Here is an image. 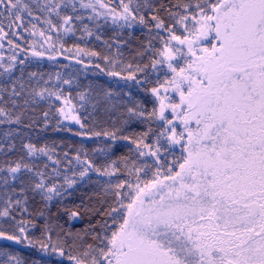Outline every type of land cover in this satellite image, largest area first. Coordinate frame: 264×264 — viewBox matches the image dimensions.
<instances>
[{"label": "snow or ice", "instance_id": "obj_1", "mask_svg": "<svg viewBox=\"0 0 264 264\" xmlns=\"http://www.w3.org/2000/svg\"><path fill=\"white\" fill-rule=\"evenodd\" d=\"M89 9L90 15L81 11ZM98 18L119 28L147 29L148 42L138 54L149 63L136 66L144 81L125 77L147 83L149 70L155 77L151 111L129 107L123 121L146 123L142 133L125 135L115 127L88 131L70 93L58 86L72 81L59 74L56 84L49 77L43 86L36 72L28 74L35 86L23 74L12 79L29 51L13 38L26 33L34 38L25 41L31 57L55 60L65 51L63 36L76 34V21L83 39L94 35L84 21L99 27ZM5 43L11 55L0 54V76L8 78L0 84V125L32 127L34 106L42 100L51 105L54 98L62 102L55 130L72 132L60 128L69 120L83 130L74 135L111 142L97 151L110 153L124 140L135 154L105 155L97 163L81 147L72 157L64 152L61 160L47 144L22 141L24 155L0 165V220L11 227L0 228V240L51 249L70 264H264V0H118V8L103 0H0V49ZM50 110L42 113L45 128ZM18 129L4 133L8 139L0 153L16 150L11 138L20 135ZM41 157L52 167L37 165ZM70 169L76 170L67 175ZM92 174L104 178L95 181L103 197L99 203L65 205L69 190ZM65 216L67 221L86 216L88 223L73 231L61 223ZM38 222L42 238H30ZM0 264L24 260L0 252Z\"/></svg>", "mask_w": 264, "mask_h": 264}, {"label": "trees", "instance_id": "obj_2", "mask_svg": "<svg viewBox=\"0 0 264 264\" xmlns=\"http://www.w3.org/2000/svg\"><path fill=\"white\" fill-rule=\"evenodd\" d=\"M87 2V0H86ZM104 3L109 4V7L118 8V0H103ZM156 2V0H153ZM99 8V6H97ZM84 15H90L91 10H81ZM103 12L105 9H99ZM55 19V18H54ZM99 19V27L95 22L85 20L90 28L93 29L94 35L92 37L81 38L84 35L81 28L80 21H76L77 31L75 35H66L62 38L65 51L57 55L55 60L44 58L31 57L29 43L33 37H29L26 33L22 32L23 39H15V42L20 44L21 47L29 49L27 55L28 60L24 65L17 64V68L13 73L12 79L20 77L23 74V79L33 86L36 85L35 80H29V73L36 72L43 76L40 81L43 86L44 81L49 77L52 78V83L56 84V75L59 74L61 80L70 79L71 85L59 84L58 86L64 89V94L70 93L69 99L72 104L76 105V109L83 120L88 126V131L101 130L104 128H122L125 135H132L133 133H142L147 130V124L138 119H133L127 124L123 121L127 119V108L143 106L144 110L150 112L154 106V98L152 97L149 88L154 84L155 77L151 71H148L149 82L137 83V80L144 81L145 73L137 72L136 66L141 67L149 63L147 55L141 56L138 53L143 51L144 46L148 42L147 29L136 25L132 28H119L112 24L111 20L107 23L103 18ZM58 22V21H57ZM43 27V25H41ZM100 36L97 40L96 35ZM55 35V34H54ZM28 41L29 43H25ZM155 43V42H154ZM111 45V47H109ZM84 49L87 51L97 52L99 56H89L84 54H77L76 48ZM43 49H41L42 51ZM57 51L59 45H57ZM5 59L11 55L9 46L5 43L4 49H0ZM23 53L21 58H23ZM65 57H68L65 59ZM104 57H108L105 60ZM81 61L78 63L77 61ZM96 65H99L97 67ZM128 65H132L131 68ZM115 71L118 75H109L110 72ZM3 72V69H0ZM129 74H134L137 80L125 79ZM7 76H0V84H7ZM38 79V78H37ZM86 94V99L81 101L79 99L81 94ZM107 93H111L107 96ZM83 104V107H81ZM95 105V107L93 106ZM62 106L61 101L52 99L51 105L48 101L42 100L35 105L36 122L32 127L19 128L17 125H0V146L6 147L5 132H11L18 129L19 136L12 137L15 140L16 150L13 152L0 153V165L6 164L9 160H17L24 153L21 151V142H32L39 146L47 144L49 147L55 149L59 154V158L63 160V153L68 152L69 156H74L77 151L83 147L88 153V157L97 163L104 162L105 155L110 156L112 159L135 154L134 145L128 141L119 140L111 147L110 153H102L98 149L107 148L111 142L105 137H92L91 139L74 135V132L83 131L79 125L69 120H63L60 125L61 129L71 128L73 131L55 130V125L58 120H62L56 109ZM50 110V123L47 128L43 125L42 113L43 111ZM155 127V125H153ZM130 150L132 152L130 153ZM56 158V157H54ZM83 158V156H82ZM143 159H148L147 157ZM26 162H31L26 160ZM35 163L40 165L48 163L50 168L51 162L45 157L36 160ZM67 167V165H64ZM49 168V170H50ZM70 169L67 175H71ZM4 175L0 173V176ZM97 179L103 180L104 178L97 177L92 174L90 178H85L76 184L73 189L69 190L64 204L69 207H76L77 205H92L98 204L103 198L100 187L95 183ZM115 179V178H113ZM3 189L0 188V191ZM65 228H72L73 231H79L86 227L88 221L87 217H83L77 221H67V217L61 221ZM0 228L11 230L10 225L5 224L0 220ZM33 232L35 236L33 237ZM42 222L37 223V227L28 233L30 238H42ZM55 240V237H53ZM0 252H8L16 255L24 260V264H70L65 258L61 257L58 253H53L51 249L41 250L37 247H27L24 243L16 244L12 241L0 240Z\"/></svg>", "mask_w": 264, "mask_h": 264}, {"label": "rangeland", "instance_id": "obj_3", "mask_svg": "<svg viewBox=\"0 0 264 264\" xmlns=\"http://www.w3.org/2000/svg\"><path fill=\"white\" fill-rule=\"evenodd\" d=\"M99 9V8H98Z\"/></svg>", "mask_w": 264, "mask_h": 264}]
</instances>
